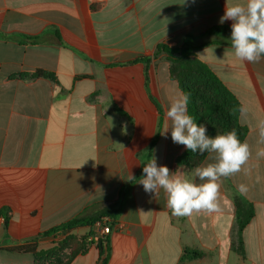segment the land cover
<instances>
[{
  "label": "crops",
  "instance_id": "obj_1",
  "mask_svg": "<svg viewBox=\"0 0 264 264\" xmlns=\"http://www.w3.org/2000/svg\"><path fill=\"white\" fill-rule=\"evenodd\" d=\"M235 3L246 0H0V264H51L12 249L48 250L63 236L42 234L116 203L104 254L92 245L71 264L105 257L107 264H264V157L256 156L264 148L256 129L264 119V59L241 61L231 32L208 34L231 30L232 21H219ZM188 35L197 38L195 57L248 107L239 121L252 157L222 178L219 213L177 217L162 190L155 199L139 182L152 156L187 178L210 162L207 154L176 171L185 146L173 143L170 129L163 134L169 102L184 92L157 49L181 47ZM38 70L55 79L31 77ZM236 197L240 210L254 208L243 253ZM91 230L70 233L81 239ZM187 249L202 256L182 261Z\"/></svg>",
  "mask_w": 264,
  "mask_h": 264
},
{
  "label": "clouds",
  "instance_id": "obj_2",
  "mask_svg": "<svg viewBox=\"0 0 264 264\" xmlns=\"http://www.w3.org/2000/svg\"><path fill=\"white\" fill-rule=\"evenodd\" d=\"M229 20L232 21L231 47L235 57L248 63H259L264 59V0L226 4L219 22L223 24ZM188 105L187 94L180 93L171 99L166 111V119L170 123L165 126L163 134L170 129L173 143L183 145L193 153H207L210 162L197 166L191 178H187L174 174L167 166H158L157 158L152 156L143 167L144 175L139 182L144 191L155 199L162 190L167 207L177 217L219 213L222 178L241 172L252 157L251 146L247 141L241 142L234 129L210 137L207 126L197 123L189 114ZM248 111L247 106H241V116H246ZM256 129L258 144L264 145V119L257 121ZM256 156L264 157V148L258 149ZM248 190L245 184L237 185L241 195H246Z\"/></svg>",
  "mask_w": 264,
  "mask_h": 264
},
{
  "label": "trees",
  "instance_id": "obj_3",
  "mask_svg": "<svg viewBox=\"0 0 264 264\" xmlns=\"http://www.w3.org/2000/svg\"><path fill=\"white\" fill-rule=\"evenodd\" d=\"M225 32H231V30L228 27H215L209 30L208 34L221 35ZM24 39L31 44L37 42L36 37H24ZM196 42L197 38L195 36L188 35L181 47L171 48L162 44L158 46L157 51L158 53L166 54L167 60L170 63L169 70L172 79L179 84L184 94L189 96V114L197 123L207 126L208 135L213 137L217 134H224L234 129L241 142H244L247 129L241 126L239 121L242 104L212 69L195 57V52L199 48ZM140 61L148 65L150 59L141 58ZM31 77L55 79L53 74L42 70H38L34 75H31ZM196 82H201L202 86H197ZM206 156L207 153H193L184 147L176 157L175 170L182 172L196 166L201 163ZM241 202H244L242 197L235 198L238 209V226L240 234L239 251L243 253L241 233L254 217V208L248 205L244 211L240 210ZM118 209L119 203H116L103 213L91 217L81 215L45 232L42 235L63 236L48 250L37 251L36 248L29 246L12 250L32 253L38 263L71 264L79 255L88 253L90 247L93 245V243L89 241V238L93 235V231L83 236L81 239H77L70 232L73 229L85 226L92 227L93 229L95 223L103 218H108L113 222ZM109 242V238L107 237L105 242L98 245L102 248V255L105 249L109 247ZM66 250H68L67 254H65ZM201 256L202 253L200 251L187 249L184 251L182 261L197 259ZM101 264H107V257L101 261Z\"/></svg>",
  "mask_w": 264,
  "mask_h": 264
},
{
  "label": "built area",
  "instance_id": "obj_4",
  "mask_svg": "<svg viewBox=\"0 0 264 264\" xmlns=\"http://www.w3.org/2000/svg\"><path fill=\"white\" fill-rule=\"evenodd\" d=\"M111 234V221L108 218L98 220L93 227V235L89 238V241L93 245H99L107 239Z\"/></svg>",
  "mask_w": 264,
  "mask_h": 264
},
{
  "label": "rangeland",
  "instance_id": "obj_5",
  "mask_svg": "<svg viewBox=\"0 0 264 264\" xmlns=\"http://www.w3.org/2000/svg\"><path fill=\"white\" fill-rule=\"evenodd\" d=\"M196 85L199 86V87L202 86L201 82H196ZM92 231H93V229L91 230V232H92ZM89 233H90V232H89ZM89 233H88V234H89Z\"/></svg>",
  "mask_w": 264,
  "mask_h": 264
}]
</instances>
